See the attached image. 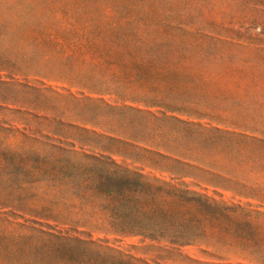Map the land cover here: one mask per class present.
<instances>
[{
  "label": "rangeland",
  "instance_id": "374dc122",
  "mask_svg": "<svg viewBox=\"0 0 264 264\" xmlns=\"http://www.w3.org/2000/svg\"><path fill=\"white\" fill-rule=\"evenodd\" d=\"M0 264H264V0H0Z\"/></svg>",
  "mask_w": 264,
  "mask_h": 264
}]
</instances>
